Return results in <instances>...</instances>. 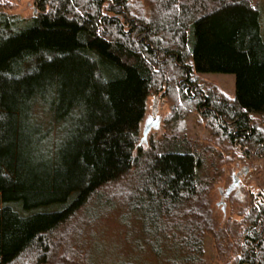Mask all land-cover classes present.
Wrapping results in <instances>:
<instances>
[{
    "label": "trees",
    "instance_id": "16d2710c",
    "mask_svg": "<svg viewBox=\"0 0 264 264\" xmlns=\"http://www.w3.org/2000/svg\"><path fill=\"white\" fill-rule=\"evenodd\" d=\"M29 1L26 17L0 9V264H96L81 233L115 197L136 249L123 264H208L207 234L215 264H264V193L219 226L211 166L176 132L183 107L239 152L251 143L264 153L251 118L264 114L257 4ZM196 73L233 74V97L203 91ZM152 89L176 102L168 133L144 146Z\"/></svg>",
    "mask_w": 264,
    "mask_h": 264
},
{
    "label": "rangeland",
    "instance_id": "374dc122",
    "mask_svg": "<svg viewBox=\"0 0 264 264\" xmlns=\"http://www.w3.org/2000/svg\"><path fill=\"white\" fill-rule=\"evenodd\" d=\"M133 7L145 11L154 5L155 0H129ZM260 8L261 24L264 29V0H253ZM13 6L0 8L9 14H17L22 17L32 15L35 11L29 0H12ZM156 5V4H155ZM136 12V10H132ZM196 82L205 92L210 91L216 97L224 95L232 98L235 90V77L230 73H199L194 75ZM159 96L158 116L159 124L152 128L144 142L147 146L150 138L158 140L168 133L169 124L166 120L173 114L175 100L172 95H165L163 92L152 89L147 99V109L145 117L140 125L139 141L145 120L151 112L152 99ZM181 118L176 121V132L184 134L195 142L199 150L207 158V163L211 166L214 177L213 184L209 190L208 200L210 209L218 225H223L227 221L237 220L241 213L248 209L252 199L264 193V153L254 150L251 143H248V153L236 150L223 135L212 128L210 121L197 111L184 112L181 108ZM252 124L256 133L264 138V114H251ZM250 142V141H249ZM255 148V147H254ZM243 167L248 171L239 175L238 182L231 191L225 195L226 190L233 183V175ZM115 186L105 189L106 193L113 191ZM114 192V191H113ZM115 197V196H113ZM117 199V197H115ZM113 199L115 205L106 212H101L91 222L83 226L81 233L82 251H90V258L94 257L96 264H117L125 262L129 258L125 257L135 252V247L125 240L127 229L120 221L121 205L119 201ZM118 204V205H117ZM205 258L208 264H215L219 261L217 250L212 235L205 236ZM130 245V246H129ZM119 263V264H120ZM45 264V263H37ZM65 264V263H63Z\"/></svg>",
    "mask_w": 264,
    "mask_h": 264
},
{
    "label": "water",
    "instance_id": "95a60500",
    "mask_svg": "<svg viewBox=\"0 0 264 264\" xmlns=\"http://www.w3.org/2000/svg\"><path fill=\"white\" fill-rule=\"evenodd\" d=\"M158 102H159V97L154 96L152 99L151 112H150L149 116L147 117V119L145 120V123L143 126L141 141H145L149 131L152 128H156L159 124ZM247 171H248L247 167H243L239 172H237L236 174L233 175V183L226 190L225 195H227L231 191L233 186L238 182L239 175H241Z\"/></svg>",
    "mask_w": 264,
    "mask_h": 264
}]
</instances>
